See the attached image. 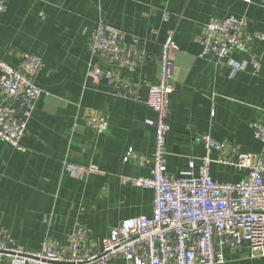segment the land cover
<instances>
[{"label":"crops","instance_id":"1","mask_svg":"<svg viewBox=\"0 0 264 264\" xmlns=\"http://www.w3.org/2000/svg\"><path fill=\"white\" fill-rule=\"evenodd\" d=\"M229 16L245 17L248 32L264 35V0H6L0 59L17 66L23 54H37L44 67L35 80L41 96L21 142L24 151L0 141V235L36 252L46 239L68 245L81 228L83 248L97 251L122 220L151 215L153 192L121 183L122 177H149L150 167L124 164L122 157L128 149L152 157L155 134L145 120L155 115L146 104L147 88L159 82L168 31L179 51L168 98L167 172L176 176L190 160L198 163L204 135L226 143L224 155L258 154L261 145L251 125L264 124V42L252 45L261 58L258 73L244 53L233 54L243 66L235 73L213 57L198 58L195 39L206 23ZM99 21L124 34L123 48L137 41L140 53L136 66L114 71V85L90 75L91 65L103 66L91 55L90 35ZM125 84L135 95H123ZM3 100L0 92V105ZM96 114L108 119L101 135L88 123ZM89 165L101 173H87ZM246 175L229 166L210 167L211 178L220 183ZM225 264H264V254L243 242L225 252Z\"/></svg>","mask_w":264,"mask_h":264},{"label":"built area","instance_id":"2","mask_svg":"<svg viewBox=\"0 0 264 264\" xmlns=\"http://www.w3.org/2000/svg\"><path fill=\"white\" fill-rule=\"evenodd\" d=\"M250 3V0H244ZM6 10V0H0V16ZM245 17L229 16L210 19L204 34L195 41L201 47L199 59L213 57L218 65L235 73L243 67L233 58L244 53L253 73H258L261 58L252 50L255 41L264 42V35L248 32ZM124 34L102 21L91 32V55L103 66L91 65L95 80L115 84L114 71L136 66L140 53L135 44L123 48ZM179 46L173 31H168L159 55V82L147 88V106L155 117L145 120L154 129V150L150 159L135 156L128 149L122 162L139 167L149 166V177H122L123 185L153 192L150 216L122 220L111 233L102 238L97 251L83 248L85 232L76 229L68 245L46 239L36 252L15 247L5 235H0V260L8 264H109L122 259L125 264H225V252L246 242L252 252L264 254V124H252L255 139L261 145L258 154L224 155L227 145L204 135V154L198 163L190 160L176 176L167 172L166 136L170 128L168 98L174 92L175 56ZM44 67L40 55L23 54L20 63L12 66L0 59V141L17 151H24L22 139L41 90L35 80ZM123 95H135L129 85H123ZM89 125L98 135L106 132L108 119L102 114L90 115ZM216 154V155H215ZM215 155V157H214ZM247 171L236 183H220L210 176L212 164ZM87 173H101L89 165Z\"/></svg>","mask_w":264,"mask_h":264}]
</instances>
